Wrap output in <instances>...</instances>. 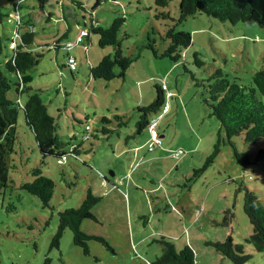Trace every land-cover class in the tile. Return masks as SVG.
Masks as SVG:
<instances>
[{"label":"rangeland","instance_id":"obj_1","mask_svg":"<svg viewBox=\"0 0 264 264\" xmlns=\"http://www.w3.org/2000/svg\"><path fill=\"white\" fill-rule=\"evenodd\" d=\"M23 1L16 11L14 0H0V36L4 38L0 64L13 55L11 40L20 41V14L24 22L20 35L31 24L36 37L31 47L43 53L39 64L25 74L27 84L42 90L49 113L57 119L58 148L67 154L43 160L34 134L19 123L21 143L10 169L16 187L0 194V264H43L47 256L51 264H145L162 255V236L177 250L189 244L195 264H235L209 243L231 236L251 255L244 264H264V255L247 241L253 229L243 210L244 191H237L245 186L264 203V158L256 161L264 140L246 143L243 135L234 136L231 145L222 130L226 141L214 163L191 180L212 153L221 128L210 103L204 101L202 81L221 68L229 80L249 82L264 68V26L232 24L204 13L177 23L180 0H168L166 6L157 5L156 0H100L95 8L96 0H81L85 12L70 0ZM161 12L169 17H157ZM90 13L103 27L118 16L126 18L120 30L122 46L137 59L124 76L108 81L91 76V66L112 52L111 47L100 48L92 32L91 41L83 35L84 42L70 51L63 44L54 46L65 31L66 39L73 41L82 29H90V21L84 24L83 17L89 18ZM172 26L192 36L179 62L155 57L146 46L150 37L159 54L163 52L169 43L162 36ZM195 53L202 65L196 63ZM68 54L78 61L73 72L67 66ZM6 74L18 80L17 75ZM162 82L165 94L174 95L167 96L169 113L157 121L156 133L163 135L161 146L155 144L151 150L152 133H136V122L139 107L155 99V85ZM26 98L23 94L22 102ZM74 146L79 147L75 153L71 151ZM234 148L249 159L246 170L234 157ZM178 149L185 154L174 158ZM38 164L57 182L50 207L17 188L32 180L31 168ZM99 172L106 177L105 189L99 186ZM88 188L102 199L93 208L97 220L84 219L81 230L103 237L112 250L93 239L85 253L69 229L60 248H52L59 211L80 206ZM227 209L235 215L230 224L223 223Z\"/></svg>","mask_w":264,"mask_h":264},{"label":"trees","instance_id":"obj_2","mask_svg":"<svg viewBox=\"0 0 264 264\" xmlns=\"http://www.w3.org/2000/svg\"><path fill=\"white\" fill-rule=\"evenodd\" d=\"M22 1H14L12 3L16 11L20 10ZM70 1L82 12L86 11L85 5L81 0ZM156 2L160 6L168 5V0H156ZM99 3L100 0H96L93 8L98 6ZM198 13H204L222 21H229L232 24L244 22L264 26V0H180L177 23H182ZM1 17L0 13V19H2ZM14 17L17 18L16 14ZM83 17L85 18L84 24L90 21V29H82L80 31L81 34L79 33L73 41L66 39L68 31H65L57 38L54 46L60 48L63 44V47L70 51L71 47L84 42L83 35L91 41L90 35L92 32L98 36L99 47H111L112 52L103 54L100 61L96 65L91 66V76L107 81L112 80L116 76H124L137 59V57L127 55L122 46L123 37H120V30L125 24L126 18L118 16L112 20L108 27H103L96 24L93 13H90L89 18ZM157 17L166 19L169 17V13L161 12ZM23 24L24 22L20 14H18L17 35H19L20 41L11 40L13 55L4 64H0V194L8 188L16 187L11 177L10 169L14 166L12 164L14 161L13 154L18 152L17 145L21 143L18 133L20 122L25 124L34 134L43 160L47 157L63 158L67 154L66 151L58 148L57 119L49 113L48 105L41 97L42 90L35 89L27 84L29 77L25 76V74L39 64L43 53L31 47L36 39L34 27L31 24H28L30 28L20 35L19 30ZM79 36L81 40L77 41ZM162 37L169 44L160 54L155 48V39L149 37V42L146 46L152 50L155 57L168 58L174 62H179L183 58L184 49L192 44L191 33L177 30L176 26L168 28ZM3 50L4 38L0 36V56ZM194 56L196 63L202 65L197 53ZM70 58L75 61L74 67L69 61ZM77 64L76 57L68 54L67 66L72 72L77 69ZM184 68L188 71L186 66ZM6 71L17 75L18 80H11ZM202 82L207 95L204 101L210 103L212 115L218 118L221 128L212 153L206 158L203 167L194 171L191 180L195 179L199 172L206 170L214 163L215 158L220 153L221 143L226 141L221 136L222 130L226 133L231 145H233L231 138L234 136L243 135L246 143H256L264 140V68L258 70L247 83L241 82L237 78L236 81L229 80L221 68L215 69ZM165 86L164 82L156 84L155 99L149 105L139 107L141 114L136 122V133H141L144 130L149 131L153 121L159 122L158 118L163 119L169 113L170 101L168 103L169 110L165 113L163 112L168 96L165 94L167 89ZM12 90L15 91V95L11 94L10 91ZM23 94L27 96L24 102H22ZM173 95L172 92L171 96ZM102 120L107 121V118L103 117ZM86 129H89V126H86ZM158 137L160 139L162 136ZM158 146L160 147L161 144ZM78 148V146H74L71 151L75 153ZM178 151H180L178 155H175V152ZM175 152L172 155L174 158L185 154L183 149H178ZM234 157L237 162L243 165V170H246V165L250 164L247 156L234 148ZM262 158H264V148H260L258 151L256 161ZM58 161L60 162L61 160ZM100 176L102 177V182L99 186L102 188L106 186L107 188L105 175L99 172L98 178ZM31 177L32 180L24 182L17 188L37 196L44 207H50L56 189V180L43 170L42 164L31 168ZM237 191H244L243 210L253 229L247 241L253 245L257 252L264 255V203L253 190L245 186H241ZM101 199V196L94 195L91 188H88L80 206L60 210L58 226L52 238L51 247L59 249L60 240L64 232L69 229L73 233L74 243L83 247L85 253L89 252L88 243L93 239L102 241L112 250V247L103 237L88 234L81 230V224L84 219L97 220L93 208ZM171 208L173 209L174 207L171 206ZM234 218L233 209H227L223 223L230 224ZM159 242L162 244V255L153 262H145V264H195V253L189 244L177 250L175 244L165 236H162ZM209 243L215 247L217 252L228 257L235 264H244L251 258V255L245 253L244 245L234 243L231 236L224 241ZM43 264H51V258L47 256Z\"/></svg>","mask_w":264,"mask_h":264},{"label":"built area","instance_id":"obj_3","mask_svg":"<svg viewBox=\"0 0 264 264\" xmlns=\"http://www.w3.org/2000/svg\"><path fill=\"white\" fill-rule=\"evenodd\" d=\"M15 14H13V16H14ZM79 40H81V37L79 36L78 38H77V41H79ZM14 44V43H13ZM69 61L71 62V64H72V67H74V64H75V61H74V59H72V58H70L69 59ZM171 93H169L168 95H170ZM169 110V104H166V106L164 107V113L165 112H167ZM156 126H157V121H153L152 123H151V125H150V132L152 133V137H153V139H152V145H151V148H153L154 146H155V144L156 145H159V144H161V141H160V139H159V137L157 136V133H156ZM181 151V150H180ZM180 151H178V152H175V155H178V153L180 152ZM101 177V176H100ZM99 177V179H100V182H102V177L100 178Z\"/></svg>","mask_w":264,"mask_h":264},{"label":"crops","instance_id":"obj_4","mask_svg":"<svg viewBox=\"0 0 264 264\" xmlns=\"http://www.w3.org/2000/svg\"><path fill=\"white\" fill-rule=\"evenodd\" d=\"M12 1H13V0H12ZM14 1H15V2H20V1H22V0H20V1H19V0H14ZM68 28H69V27H68ZM67 33H68V32H67ZM161 136L163 137V135H161Z\"/></svg>","mask_w":264,"mask_h":264},{"label":"water","instance_id":"obj_5","mask_svg":"<svg viewBox=\"0 0 264 264\" xmlns=\"http://www.w3.org/2000/svg\"><path fill=\"white\" fill-rule=\"evenodd\" d=\"M111 174H112V175H114V173H113V172H111Z\"/></svg>","mask_w":264,"mask_h":264}]
</instances>
